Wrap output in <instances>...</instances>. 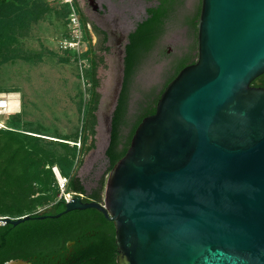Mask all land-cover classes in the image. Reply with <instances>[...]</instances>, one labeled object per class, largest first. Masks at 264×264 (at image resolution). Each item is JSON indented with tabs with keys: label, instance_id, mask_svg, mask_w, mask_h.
<instances>
[{
	"label": "water",
	"instance_id": "obj_1",
	"mask_svg": "<svg viewBox=\"0 0 264 264\" xmlns=\"http://www.w3.org/2000/svg\"><path fill=\"white\" fill-rule=\"evenodd\" d=\"M197 28V61L138 126L103 202L75 194L60 213L4 224L95 208L114 222L118 264H264V87L252 85L264 0H202Z\"/></svg>",
	"mask_w": 264,
	"mask_h": 264
},
{
	"label": "rangeland",
	"instance_id": "obj_2",
	"mask_svg": "<svg viewBox=\"0 0 264 264\" xmlns=\"http://www.w3.org/2000/svg\"><path fill=\"white\" fill-rule=\"evenodd\" d=\"M160 0H77L88 19L83 27L80 44L75 49L63 48L72 38L69 26L70 9L48 0H21L24 9L34 4L49 7L44 17L20 29L12 45L0 49V93L17 92L21 95V112L5 121L21 132L42 137L49 150L60 149L55 140H78L84 126V106L90 96L86 79L89 63L80 59L93 47L98 55L100 102L96 133L88 144L94 145L77 169L88 194L110 175L106 149L110 142L112 117L122 88L126 44L137 24L147 17V8ZM202 0H181L166 22L151 50L136 68L130 85L127 125L122 136H127L142 110L160 94L183 59L198 58L197 34L190 24L201 9ZM95 26L105 30L108 40L97 34ZM10 60L3 62V55ZM39 132L41 134H37ZM54 140V141H52ZM74 144V141H69ZM63 152L66 149L62 150ZM58 180V179H57ZM106 183L103 191L105 196ZM37 189L35 198L43 202L36 210L51 206L61 196L63 188ZM85 197V195H83Z\"/></svg>",
	"mask_w": 264,
	"mask_h": 264
},
{
	"label": "trees",
	"instance_id": "obj_3",
	"mask_svg": "<svg viewBox=\"0 0 264 264\" xmlns=\"http://www.w3.org/2000/svg\"><path fill=\"white\" fill-rule=\"evenodd\" d=\"M181 0H160L157 5L147 8V17L140 21L128 36L126 44L125 67L122 88L119 94L117 106L112 117L110 142L106 149L109 160V171L127 153L132 138L144 120V118L156 113L158 101L168 84L186 66L197 61L183 59L176 66L175 73L167 81L160 94L149 103L133 122L127 136H122V128L127 125V113L129 109L130 85L136 68L142 58L148 53L163 31V28L177 9V3ZM21 0H0V49L12 45L20 29L28 27L30 22L38 21L44 17L49 7L43 3L34 4V9H24ZM67 7V6H66ZM78 12L87 28L88 19L77 3ZM201 9L191 20L190 24L198 31V21ZM32 20V21H31ZM97 34L103 36L104 42L108 40L105 30L95 26ZM198 35V34H197ZM15 57V56H12ZM9 54L3 55V62L12 58ZM81 60L89 63L86 71V79L90 84V96L84 106V126L78 140L60 138L52 140L60 149L49 150L41 142L42 137L30 135L20 130L0 129V216L18 218L27 214H57L66 209V199L60 197L51 206L36 210L43 205L35 194L39 190L53 188L59 189L58 180L53 171L57 166L67 180L64 192L72 195L83 194L84 201L103 202L105 179L90 194L77 169L82 165L85 155L94 148L88 144L90 136L96 133L97 115L100 92V79L98 77V55L93 47L80 55ZM253 86L264 87V74L252 82ZM41 134L39 132H35ZM69 141H74L71 144ZM66 149L65 152L62 150ZM114 224L108 222L102 212L95 208L86 210H74L60 218L31 219L17 226L4 224L0 226V264L23 256L20 252L26 246L37 244L39 247L54 248L67 240L73 239L83 232L92 230L95 224ZM114 223V222H113Z\"/></svg>",
	"mask_w": 264,
	"mask_h": 264
},
{
	"label": "flooded vegetation",
	"instance_id": "obj_4",
	"mask_svg": "<svg viewBox=\"0 0 264 264\" xmlns=\"http://www.w3.org/2000/svg\"><path fill=\"white\" fill-rule=\"evenodd\" d=\"M115 234V227L113 229L111 224L98 223L92 226V230L61 242L56 249L28 245L20 251L23 256L4 264H118Z\"/></svg>",
	"mask_w": 264,
	"mask_h": 264
},
{
	"label": "built area",
	"instance_id": "obj_5",
	"mask_svg": "<svg viewBox=\"0 0 264 264\" xmlns=\"http://www.w3.org/2000/svg\"><path fill=\"white\" fill-rule=\"evenodd\" d=\"M50 3L63 4L70 9L69 12V26L72 31V38L66 39L63 42V48L65 49H75L80 44V39L83 31V23L81 21L77 0H48ZM21 112V95L17 92H4L0 93V129L1 130H17L10 126L5 118L8 116H13ZM67 180L64 179L61 182L63 188V196L65 199H70L73 195L71 193H65L64 188ZM5 216H0V226L4 225L2 218Z\"/></svg>",
	"mask_w": 264,
	"mask_h": 264
},
{
	"label": "bare ground",
	"instance_id": "obj_6",
	"mask_svg": "<svg viewBox=\"0 0 264 264\" xmlns=\"http://www.w3.org/2000/svg\"><path fill=\"white\" fill-rule=\"evenodd\" d=\"M62 180V179H61Z\"/></svg>",
	"mask_w": 264,
	"mask_h": 264
}]
</instances>
